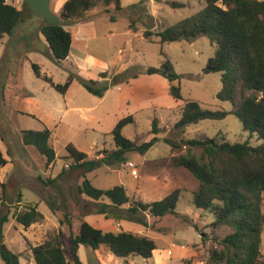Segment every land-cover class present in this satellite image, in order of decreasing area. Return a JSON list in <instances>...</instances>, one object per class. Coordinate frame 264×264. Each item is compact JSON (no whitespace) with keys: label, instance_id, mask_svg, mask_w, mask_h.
Masks as SVG:
<instances>
[{"label":"rangeland","instance_id":"1","mask_svg":"<svg viewBox=\"0 0 264 264\" xmlns=\"http://www.w3.org/2000/svg\"><path fill=\"white\" fill-rule=\"evenodd\" d=\"M6 1L25 8L24 0H18L19 4L17 0ZM63 1L51 0V9L60 18ZM120 3L119 10L100 3L88 12L86 21L62 18L60 23L74 35L71 53L62 61L54 59L41 32L43 20L37 16L25 18L13 35L0 42V148L9 162L0 166V195L5 201L4 204L0 201V207L10 210L0 245L3 242L19 253L20 264H35L30 247L59 231L70 258V229L66 224L60 225L50 208L51 202L61 208L63 201L68 205L75 231L85 219L105 231L124 229L148 235L157 245L148 259L140 255L119 257L103 245L97 250L81 246L79 254L84 264H206L211 249L220 248L219 241L231 231L224 226L215 228L214 215L193 204L197 179L188 169L172 163L174 155L187 149L173 150L165 139L178 141L204 133L231 142L247 141L254 146L263 141L244 129L232 112V103L217 97L223 85L222 74L204 71L215 51L207 36L171 42H161L156 34L149 39L144 36L147 29L163 30L202 10L205 0H120ZM111 15L117 19L111 20ZM167 58L181 75V100L171 95L167 78L147 72L148 67L160 66ZM33 63L39 64L42 73L56 83H65L73 75L68 91L63 94L37 77ZM124 71L127 72L123 81L111 84ZM102 72H107L106 78L100 77ZM79 78L100 79L110 87L100 97L87 91ZM186 99H195L204 108L229 113L222 119L190 124L181 131L175 125ZM129 114L134 116V122L124 127L126 136L138 143L148 141L157 118L161 128L159 140L144 154L131 152L127 161L98 167L86 176L104 189L124 185L131 197L143 202L160 200L173 190L182 189L176 207L180 215L147 216L148 226L92 213L95 204L78 192L83 173L71 169L74 161L66 149L72 142L89 158L98 156L102 149H114L112 130L120 118ZM46 127L52 131L50 142L57 155L50 165L34 146L23 143L21 134L25 129ZM52 179L55 182L49 181ZM27 203H37L45 220L29 227L18 223L13 215ZM261 208L264 213V200ZM261 252L260 264H264V225ZM0 264H4L1 256Z\"/></svg>","mask_w":264,"mask_h":264},{"label":"trees","instance_id":"2","mask_svg":"<svg viewBox=\"0 0 264 264\" xmlns=\"http://www.w3.org/2000/svg\"><path fill=\"white\" fill-rule=\"evenodd\" d=\"M100 3L114 5L116 10L122 7L120 0H64L60 10L61 19L69 21L82 18L86 21L88 12ZM205 3L202 10L181 19L173 26L157 32L147 29L144 36L149 39L156 34L161 42L193 41L200 36H207L215 46V51L204 71L222 74L223 85L217 97L232 103V112L242 122L244 129L251 136L257 135L263 143L254 146L247 141L231 142L204 133H199L194 138L182 137L178 141L166 138L165 141L171 144L173 150L184 147L187 149L184 153L174 155L172 163L188 169L197 179L199 185L192 192L193 204L214 215L212 225L215 228H231L219 241L221 247L211 249L206 264H260L264 225L261 208L264 200V0H205ZM21 10L6 0H0V42L16 31L22 21ZM116 19L115 15H111V20ZM41 32L54 59L62 61L70 55L74 35L63 24H44ZM32 66L37 77L43 78L63 94L73 82L74 76L71 75L65 83H56L50 76L42 73L39 64L33 63ZM126 72L119 73L111 84L123 81ZM147 72L167 78L174 99H183L181 75L169 58L160 66L148 67ZM100 77L106 78L107 72L100 73ZM79 80L87 91L100 97L110 87L108 82L102 83L100 79ZM248 91L252 93L248 94ZM228 113L223 109L204 108L197 100L186 99L175 128L184 131L190 124L205 119H222ZM133 122L132 114L120 118L112 130L115 148L102 149L96 157L89 158L86 152L78 149L72 142L66 145V149L74 161L71 169L83 173L84 179L78 186V192L95 204L92 213L104 214L106 218L112 216L116 221H136L148 226L147 216L163 218L180 215L176 207L182 196V189L177 188L160 200L143 202L131 197L124 185L104 189L97 187L86 176L87 172L98 167L127 161L131 152L144 154L159 140L161 128L157 118L153 121V136L141 143L123 132L124 127ZM21 134L23 143L34 146L48 165L55 162L57 155L50 142L52 131L49 128L25 129ZM7 163L8 159L0 148V166ZM49 181L55 182V179ZM0 201L2 204L5 202L1 195ZM20 203L21 200L18 205ZM49 205L60 225L66 224L70 229V258L59 231L42 243L30 247L35 264H84L79 254L81 246L97 250L103 245L119 257L140 255L147 259L153 256L157 248L155 240L148 235L124 229L118 232L105 231L85 219L75 231L74 217L68 205L64 201L62 208L52 202ZM13 217L24 227L45 220L37 203H27ZM9 219L10 210L5 211L0 207L2 239L4 225ZM0 256L4 264H20V254L7 248L3 242L0 245Z\"/></svg>","mask_w":264,"mask_h":264},{"label":"water","instance_id":"3","mask_svg":"<svg viewBox=\"0 0 264 264\" xmlns=\"http://www.w3.org/2000/svg\"><path fill=\"white\" fill-rule=\"evenodd\" d=\"M25 8L21 10V20L32 16L42 18L44 24H59L60 16L51 9V0H24Z\"/></svg>","mask_w":264,"mask_h":264},{"label":"built area","instance_id":"4","mask_svg":"<svg viewBox=\"0 0 264 264\" xmlns=\"http://www.w3.org/2000/svg\"><path fill=\"white\" fill-rule=\"evenodd\" d=\"M128 165L130 166V167H135V165H134V163L133 162H128Z\"/></svg>","mask_w":264,"mask_h":264},{"label":"crops","instance_id":"5","mask_svg":"<svg viewBox=\"0 0 264 264\" xmlns=\"http://www.w3.org/2000/svg\"><path fill=\"white\" fill-rule=\"evenodd\" d=\"M17 4H19V3H18V0H17ZM15 5H16V4H15ZM17 7H18L19 9H21V7H20V6H17ZM71 49H72V48H71ZM8 163H9V162H8Z\"/></svg>","mask_w":264,"mask_h":264}]
</instances>
